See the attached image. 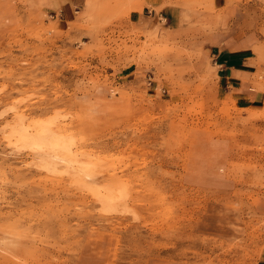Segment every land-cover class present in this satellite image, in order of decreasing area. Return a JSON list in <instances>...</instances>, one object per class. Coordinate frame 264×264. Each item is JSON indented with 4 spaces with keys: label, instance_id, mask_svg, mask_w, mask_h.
<instances>
[{
    "label": "rangeland",
    "instance_id": "obj_1",
    "mask_svg": "<svg viewBox=\"0 0 264 264\" xmlns=\"http://www.w3.org/2000/svg\"><path fill=\"white\" fill-rule=\"evenodd\" d=\"M130 1L0 0V264H255L264 246V108L221 99L209 20L168 35ZM242 1L258 29L264 0L248 19ZM217 140L228 185L189 182Z\"/></svg>",
    "mask_w": 264,
    "mask_h": 264
},
{
    "label": "crops",
    "instance_id": "obj_2",
    "mask_svg": "<svg viewBox=\"0 0 264 264\" xmlns=\"http://www.w3.org/2000/svg\"><path fill=\"white\" fill-rule=\"evenodd\" d=\"M167 1L131 0L130 6L134 9L129 16H144L150 20L154 19L150 18L153 11L155 18L162 19L160 23L166 25H163L162 32L168 35L176 34L178 29L182 28V18L188 19L187 28H196L200 26L197 23L209 20V38L216 47V52L212 54L217 66L216 90L222 94L221 99L245 111V119L250 117L251 111H262L264 88L256 78V70L258 67H264V58L261 57L264 51V24L261 22L258 29H252L250 19L245 14L249 1H242V15L244 19H248L242 22L243 25L235 20L236 4L240 0H204L206 6H189L188 9L184 8L185 10L178 9L177 5L166 3ZM146 11L149 15H143ZM197 31L200 32L201 29ZM214 145L213 149L192 152L184 170V177L189 182L218 187L228 185V179L222 176L220 166L228 161L230 143L225 144L217 140ZM255 264H264V246Z\"/></svg>",
    "mask_w": 264,
    "mask_h": 264
},
{
    "label": "bare ground",
    "instance_id": "obj_3",
    "mask_svg": "<svg viewBox=\"0 0 264 264\" xmlns=\"http://www.w3.org/2000/svg\"><path fill=\"white\" fill-rule=\"evenodd\" d=\"M95 166H96V165H95ZM96 167H99V166H96ZM96 167H95V168H96ZM93 168H94V167H93ZM92 175H93V174H92ZM93 177H95V176H93ZM110 195H111V194H110ZM105 196H106V195H105ZM121 197H122V196H121ZM102 198H103V197H102ZM117 198H118V196H114V195H113V196H108V195L106 196V199H108V201L111 200V199H114V200H115V199H117ZM119 199H120V198H119ZM111 201H112V200H111ZM119 205H120V204H119Z\"/></svg>",
    "mask_w": 264,
    "mask_h": 264
}]
</instances>
